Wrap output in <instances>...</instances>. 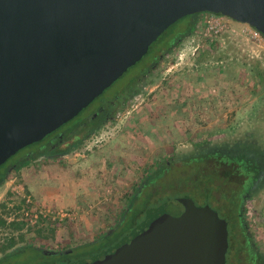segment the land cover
Returning <instances> with one entry per match:
<instances>
[{"label":"flooded vegetation","instance_id":"flooded-vegetation-1","mask_svg":"<svg viewBox=\"0 0 264 264\" xmlns=\"http://www.w3.org/2000/svg\"><path fill=\"white\" fill-rule=\"evenodd\" d=\"M213 20H178V26L152 49L150 45L131 69L74 117L0 166V188L11 182L0 198V264H68L92 257L126 236L147 211L184 197L197 207H210V203L233 209L235 264H264V43L251 41L242 33L245 26L232 21L229 29L213 33ZM176 70L183 77H207L227 87L230 109L214 111L193 130L182 127L163 133L154 143L137 125L145 119L164 121L166 112L151 110V103ZM146 107L148 114L143 110ZM141 131L143 143L137 146L142 147V156H132L127 163L122 153L131 157L136 148L125 145L126 137ZM82 162L90 164L92 180L116 184L111 192L97 195L110 200L97 208L96 221L78 230L76 209L85 217H93V210L76 207L63 209L72 215L69 220L29 225L16 197H11V187L22 173L65 169ZM194 189L208 203L197 204L190 195ZM163 190L170 195L157 200ZM120 227L128 229L115 241L87 257L71 258L77 251L109 240Z\"/></svg>","mask_w":264,"mask_h":264},{"label":"water","instance_id":"water-1","mask_svg":"<svg viewBox=\"0 0 264 264\" xmlns=\"http://www.w3.org/2000/svg\"><path fill=\"white\" fill-rule=\"evenodd\" d=\"M184 17L228 19L264 38V0H0V166L74 117ZM234 250L227 223L184 197L68 264H235Z\"/></svg>","mask_w":264,"mask_h":264},{"label":"rangeland","instance_id":"rangeland-1","mask_svg":"<svg viewBox=\"0 0 264 264\" xmlns=\"http://www.w3.org/2000/svg\"><path fill=\"white\" fill-rule=\"evenodd\" d=\"M179 22L178 24H180ZM178 24L175 23L170 26V28H168L166 32H164V34H162L155 42H153V44H151V49L160 41L161 38H163L165 34L178 26ZM235 25L236 24H234V26ZM145 59L146 58H143L141 61H144ZM180 71L181 70H176L172 74H170L169 78L173 75L174 76L170 78L163 89L157 92L156 98L154 97L151 103V110L160 109V112H166V114H164V121L156 122L150 119H145L144 123L137 125L138 129L147 131V135L145 138L150 139L151 142L157 143L159 141H157L156 139H161L160 136L165 135L163 133L170 134L172 133V131L175 132L176 129H181L182 127H184L185 129L191 128V130H193L194 127L198 128L205 120H208V117H212L211 115H214V111L224 113L230 109L228 105L229 103L225 99V94L227 95L228 92L227 87H221V84L219 82L212 81L207 77L201 78L202 80L191 75L188 77H183L181 74H178V72ZM217 87H220L219 92L217 91ZM151 93L153 94L155 92ZM207 98H212V100L213 98H215V101L211 102ZM218 100L220 101V103L217 102ZM143 110L146 111V114H148L150 111L149 107H146ZM169 137L170 135L165 136V138L167 139ZM142 138V131L141 133L135 134L134 137H126V139L128 140L125 145L131 144L130 147L133 146V148H136L134 153L131 154V157L127 156V158L125 157L126 155L122 153L124 160H126L127 163L130 162V159H133V157L138 158V155H141L143 153L142 147H140V150L137 146L138 144L143 143ZM116 142L120 143L119 140H116ZM13 160L14 158H10L9 163H11ZM77 161L79 160L69 162L68 166L74 165ZM93 174L94 172H90V164L86 162H82L75 167H67L65 169L51 168L50 171L43 170L42 172L41 170H28L22 173V175L17 179L13 186L23 187V194L30 197L32 203L35 205L43 203L45 204L44 207L50 209H54L56 207L61 209H76V207H81L80 211L85 210L84 207L86 209L87 207L88 209L91 208L89 210H93V213L91 212V214H93L92 216L94 218L88 216L85 219L84 217H80L82 213H80L76 209L77 229L79 230L82 224L81 221L86 223V220L88 222L92 219L94 220L97 217V208H101L103 206L102 202L105 203L107 199L110 200L109 197L103 200L97 195H99V193L101 192L103 193L105 190L111 192L112 188L116 185H113L111 183H100L101 181L98 180V178L92 180V177L94 176ZM73 180L75 181V184ZM96 181H98L97 185ZM92 182H95V184H93ZM26 191L28 193H26ZM179 194H181V192L177 195ZM169 195V191L163 190L159 193V197L157 200L165 199ZM190 195L197 204L208 203L209 201L208 198H206L204 195H201V193H199V191L196 189L190 190ZM11 197L15 196L11 194ZM16 200L17 205H19L21 199L16 198ZM154 204V202L150 203V205ZM208 204L218 214V216L227 223L228 235L231 237L232 230L236 228L233 209H228L227 204H222L219 206H214L210 203ZM137 207L138 209H140L142 207V204L139 203ZM127 229V227L118 228L114 235L109 238V240L104 241L103 243H101V245H95L80 250L79 252L77 251L74 255L71 256V258L79 259L89 256L90 254L100 249L102 246H105L111 241H115L121 234L125 233ZM229 255L230 243L229 251L226 256L227 261L229 259ZM46 263L47 262H45V264Z\"/></svg>","mask_w":264,"mask_h":264},{"label":"built area","instance_id":"built-area-1","mask_svg":"<svg viewBox=\"0 0 264 264\" xmlns=\"http://www.w3.org/2000/svg\"><path fill=\"white\" fill-rule=\"evenodd\" d=\"M231 21L223 18H214L210 25V31L213 33L220 32L224 29L230 28ZM245 26V25H244ZM242 33L256 44H263L264 38L253 29L245 26ZM24 189L21 186H13L11 194L16 198H20V207L23 218L27 220L29 225H35L44 220H51L54 222H61L71 218L70 212L61 208L50 209L44 206H38L32 203L30 197L23 194Z\"/></svg>","mask_w":264,"mask_h":264},{"label":"crops","instance_id":"crops-1","mask_svg":"<svg viewBox=\"0 0 264 264\" xmlns=\"http://www.w3.org/2000/svg\"><path fill=\"white\" fill-rule=\"evenodd\" d=\"M26 193H28V192L26 191ZM38 205H40V206H44L45 204L41 203V204H38ZM85 216H86V215L81 216V217H84V219H85V218H86ZM92 220H93V219H92ZM93 221H94V220H93ZM81 222H82V224H81L80 228H83L84 225L89 224L87 220H86V223H84L83 221H81Z\"/></svg>","mask_w":264,"mask_h":264}]
</instances>
